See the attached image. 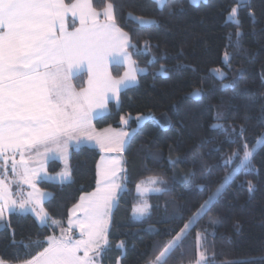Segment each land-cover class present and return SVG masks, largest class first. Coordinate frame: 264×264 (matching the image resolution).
<instances>
[{
    "label": "trees",
    "instance_id": "trees-1",
    "mask_svg": "<svg viewBox=\"0 0 264 264\" xmlns=\"http://www.w3.org/2000/svg\"><path fill=\"white\" fill-rule=\"evenodd\" d=\"M109 2L117 25L139 50L129 49L132 60L146 74H138L137 86L122 92L119 105L110 104L109 114L95 121L94 128L120 130L122 117L153 116L155 122L138 130L124 154L126 189L113 214L101 264H154L163 247L197 217L168 264H196L201 251L208 264H264V142L257 144L264 141V0H208L198 6L167 0L163 10L154 0H92L101 13ZM232 7H238L239 24L228 20ZM137 18L156 23L143 27ZM124 73L123 67L112 68L115 79ZM86 81L82 75L74 84L82 90ZM197 90L199 101L191 98ZM131 125L130 131L137 128L135 121ZM244 141L252 151L260 146L252 167L236 171L201 212L200 206L239 166L243 152L227 166L225 161ZM101 157L87 147L72 150L71 183L39 184L52 196L44 205L47 225L31 215L9 217L0 231L5 264H24L47 247L48 237L67 229L81 197L96 191ZM48 170L58 175L63 166L52 162ZM153 178H158L155 189L162 191L138 196L137 185ZM249 181L255 186L252 193ZM144 204L148 214L135 220L134 209Z\"/></svg>",
    "mask_w": 264,
    "mask_h": 264
},
{
    "label": "snow or ice",
    "instance_id": "snow-or-ice-1",
    "mask_svg": "<svg viewBox=\"0 0 264 264\" xmlns=\"http://www.w3.org/2000/svg\"><path fill=\"white\" fill-rule=\"evenodd\" d=\"M155 3L163 10L167 0H155ZM113 10L114 4L109 2L101 13L93 6L92 0H74L72 3H65V0H0V162L5 171V175H0V201H3L0 220L5 207L9 211L15 208L24 210L27 203L11 198L9 183L5 182L8 161L11 160L13 175L10 183L34 187L33 178L42 169L30 168L29 161L35 157L47 158L50 154L66 158L71 141L76 139L79 142L78 134L90 127L93 110L103 109L109 99H118L121 87L136 82L137 67L129 49L139 50L128 33L117 25ZM69 13L73 19L79 20L80 25L71 32L66 27ZM237 16L238 7H232L229 19ZM137 19L141 24L156 23L154 20ZM236 35L239 37L240 33ZM149 49L150 45L145 42L144 51ZM225 55L227 57V53ZM108 63L127 64L128 71L114 79L107 71ZM85 69L89 74L88 88L77 91L71 80ZM109 92L112 96L108 95ZM194 95L198 96L199 90ZM142 119L137 116V123ZM121 123L127 124L128 121L122 117ZM244 132L241 125L239 135L242 139ZM262 142L257 140V144ZM97 143L101 151L106 146L109 151H121L125 142L98 134ZM240 152H243V157L239 166L224 177L225 183L200 206L201 212L220 194L236 171L252 167L254 153L246 141L226 159L225 166L238 159ZM118 163L112 160L109 166L102 158L96 191L87 197L82 196L81 202L73 209V214L83 212L76 221L80 238L48 237L47 247L40 242L43 251L24 264H96V256L103 251L102 245L107 244L108 219L115 206L116 191L120 188L117 173L123 169L117 166ZM157 179L153 178L151 183L155 184ZM160 182L163 183L162 180ZM137 188L140 189V185ZM254 188L249 181V193ZM154 190L162 191L160 188ZM147 208L146 204L138 207L134 214L143 216ZM46 216L44 213L40 217L42 223ZM192 223L190 220L185 224L181 232L163 247L154 264H168L172 254L183 247L186 230ZM71 225L70 219L69 228ZM81 252L83 255L78 254ZM0 264L5 262L0 259ZM196 264H207L203 251Z\"/></svg>",
    "mask_w": 264,
    "mask_h": 264
},
{
    "label": "rangeland",
    "instance_id": "rangeland-1",
    "mask_svg": "<svg viewBox=\"0 0 264 264\" xmlns=\"http://www.w3.org/2000/svg\"><path fill=\"white\" fill-rule=\"evenodd\" d=\"M201 1L205 3L208 0H200V2ZM236 18H234L232 20H230V19H228V20L233 22V21H236ZM137 21L140 23V21L138 19H137ZM145 21H148V20H145ZM152 24L153 23H144V24L140 23V25L143 26V27H148V26H151ZM228 60H229V58L225 57V61H228ZM125 65L128 66L127 64H125ZM127 71H128V67H127ZM138 74L144 75V74H146V70H144L143 72H140L137 69V75ZM126 120L128 121L127 124L122 123V129H124L123 133H125V131L128 134L132 133L131 139L138 132V130L140 128H142L146 123L155 122V118L153 116L143 117V119L139 122V124L137 123L136 118H127ZM133 121H135V123L137 124V128H135L132 131H130L129 129L132 127L131 124H132ZM85 135H86L85 131L83 133H81V134H78L79 139L82 140V141H80V140H79V142L77 141L76 142L77 146L79 144H82L83 142H87V141L84 140ZM86 138L87 137H85V139ZM73 140H75V139H73ZM71 144H73V141H71ZM259 148H260V146H257L253 150V153H255ZM124 154L121 151H115L114 159H109V160H107L105 158V156H104V163H106L109 166H111L112 160H117L119 162L117 166L123 169V171H120V172L117 173L118 183L120 184V188L116 191L115 206L111 209V212H110V215H109V219H108L107 243H108V234H109V231H110V228H111V224H112L113 214H114V212H115V210H116V208L118 206V202H119L120 196L123 194V192L126 189L125 188V184H124V182H125V160H124ZM54 156H56V154H50L47 158H45V157H35L33 159V161H35L38 164L37 165L38 169H41V167H43V169L37 173V174H39L38 177L35 176L33 178V184H34V181L38 182L37 185L34 184V187H30L28 184H23L25 187H22V186L19 187V186H17L18 185L17 183H10L13 180V177H11V174L9 173L10 169H7L5 182L9 183V188H10V192H11V198L13 200H16L17 202L27 201V203H25V209L24 210H22L20 208H15L14 210L9 211L7 207L4 208L3 219L0 220V231L6 228V226H7L6 224L8 223L9 217L11 215H13V214L31 215L38 221V223L41 226H44V225L47 224L46 220L49 219L48 215L45 217V222L42 223L41 219H40V217L44 213H46L44 207L41 206V201H42V197L44 199V197H46V196L47 197H51V198H52V196H51V194L43 192L42 190H40L39 184L41 182L49 183V181H48L49 180V170L45 166V164L48 161L52 160V158H54ZM69 158H70L69 154L67 155L66 158H61L59 155H57L58 162L61 163L62 166H63V172H62V174L60 176L62 179H64V177H66L65 173H67V175H71V173H70V159ZM10 164L11 163H9V166H10ZM44 166H45V168H44ZM34 168H36V167H34ZM0 175H5L4 169H0ZM231 180H229L225 184V186L221 190L220 194L225 190V188L228 186V184H229V182ZM154 189H155V184H153V183H151V181H149L147 183L141 184L140 185V189L137 188V194H138V196H140L142 198H146L148 196H152V195L158 194L159 192L155 191ZM29 194H32V195L30 196ZM218 196H216L212 201H210L209 205L212 204L217 199ZM144 205H142L140 207H143ZM2 206H3V201H0V207H2ZM148 212H149V206H148L147 211L145 212V214L143 216H140L139 214H134L135 220L143 219L148 214ZM82 216H83V212L77 211L75 214H73V212H72L71 218H70L71 221H72L71 228H69V221H68L67 229L65 231L61 230L59 232L58 236H56V237L59 238L61 236H65V237L70 236L72 238V240L79 239L80 238V229H79L76 221L78 220L79 217H82ZM197 219H198V217L195 218L193 223H195L197 221ZM106 246H107V244L106 245H102L103 250H104V248ZM102 253H103V251L99 255L96 256V264H101V255H102ZM78 254L79 255H83L82 252L78 253ZM206 261H207V259H206ZM207 264H208V262H207Z\"/></svg>",
    "mask_w": 264,
    "mask_h": 264
},
{
    "label": "crops",
    "instance_id": "crops-1",
    "mask_svg": "<svg viewBox=\"0 0 264 264\" xmlns=\"http://www.w3.org/2000/svg\"><path fill=\"white\" fill-rule=\"evenodd\" d=\"M154 1H155V0H154ZM190 2H191L193 5L198 6V5L201 4L202 1L200 2V0H190ZM202 3H204V2H202ZM113 11H114V10H113ZM101 20H103V16H101ZM70 21L73 23V25L76 26L75 28H78V27L80 26V25H79V20H78V19H73V17L71 16V13H69V15H68L67 18H66V27H67V30H68L69 32L75 30V28H74V30H70V24H69ZM116 66H120V67L123 66V68H125V72L127 71V67H128V66H126L125 64H123V65H117V64H114V63H108V64H107V71H108V73H109L112 77H113V75H112V68H113V67H116ZM82 75H86V76H87V81H86V85H85V88H84V89L88 88L89 74H88L87 70L85 69V70L82 71L80 74L74 76V77L72 78V80H71V83H72L73 87H74L77 91H80V90H78V89L76 88V86H75V84H74V80L77 79L78 77L82 76ZM113 78H114V77H113ZM114 79H115V78H114ZM137 84H138V75L136 76V82H135V83H130L127 87H121V89H120L119 92H118V99L115 98V97H113V98H111V99H109V100L107 101V103H106V105H105V107H104L103 109H101V108H95V109L93 110V113L91 114V119H90V127H89L88 129L85 130V132H86L85 137H87V138L85 139V137H84V140L87 141V142H83L82 144H79V145L77 146V144H76L77 140H76V139L73 140V144L70 143V144H69V147H68V149H67V155L69 154V157H70V155H71L72 150L79 149V148H83V147H87V148L95 149V150H97V151H99V152L101 153L102 157H101V159H100V162H99L98 166L101 165L102 158H103V160H104V156H105V158H106L107 160H109V159H114V153H115V151H109V150H107V146H106V148H105L104 151H101V147H100V145L97 143L98 134L100 135V137H113L115 140H123L125 143H124V147H123V149L121 150V152H122L123 154L125 153V151L127 150L128 145H129V142H130V139H131V135H132V133H129V134L127 133V135H121V134L123 133L124 129H121V130L108 129V130H110V131H108V132H105V130H104V131H97V130L94 128V123H95V121H97L98 119L103 118V117H105V116H107V115L109 114V112H110V109H109L110 104H115V105H117V106L119 105V103H120V96H121L122 92H124L125 90H127V89H129V88L136 87ZM108 95H109V96H112L111 92H109ZM125 133H126V131H125ZM79 140H80V139H79ZM84 140H83V141H84ZM80 141H82V140H80ZM113 147H115V145H113ZM57 155H58V154H56V156H54V158H52V160L48 161V162L45 164V166H46L47 168L49 167V164H50L51 162H58ZM16 159L19 160V155H17ZM69 159H70V158H69ZM9 163H11V160L8 161V166H9ZM105 164H106V163H105ZM37 165H38V164H37L35 161H33V159L29 161V167H30V168H34V167L38 168ZM45 166H44V168H45ZM10 167H11V164H10V166H9L7 169H10V170H9V171H10L9 173L11 174V177H13L12 172H11V168H10ZM0 169H4V167H3V163H2V162H0ZM41 169H43V167H41ZM98 170H99V169L97 168V175H98ZM62 172H63V170H62ZM62 172H61L60 174H58V175H50V174H49V180H48L49 183H51V184H56V185H64V184H69V183H71V181H72V176H71V175H67L66 177H64V179H62V178L60 177L61 174H62ZM70 173H71V171H70ZM38 175H39V174H36L35 176L38 177ZM99 178H100V177L98 176V179H99ZM39 182H40V181H39ZM17 184H18L17 186H19V187H20V186L25 187V186L23 185V183H17ZM34 184L37 185L38 182H35V181H34ZM19 187H18V188H19ZM44 196H45V195H44ZM87 196H89V195H87ZM87 196H85V197H87ZM50 199H51V197H47V196H46V197H44V199H43V197H42L41 206L44 207L45 203L48 202ZM80 202H81V201H80ZM72 212H73V210H72ZM72 212L70 213V218H71V214H72ZM70 218H69V219H70ZM46 223H48V219L46 220ZM46 225H47V224H46ZM44 226H45V225H44Z\"/></svg>",
    "mask_w": 264,
    "mask_h": 264
},
{
    "label": "water",
    "instance_id": "water-1",
    "mask_svg": "<svg viewBox=\"0 0 264 264\" xmlns=\"http://www.w3.org/2000/svg\"><path fill=\"white\" fill-rule=\"evenodd\" d=\"M191 98L196 100V101H199L201 99V96L200 95H198V96L197 95H193Z\"/></svg>",
    "mask_w": 264,
    "mask_h": 264
}]
</instances>
